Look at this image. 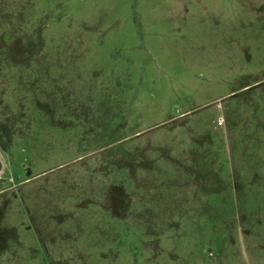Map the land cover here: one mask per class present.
<instances>
[{
	"label": "rangeland",
	"instance_id": "374dc122",
	"mask_svg": "<svg viewBox=\"0 0 264 264\" xmlns=\"http://www.w3.org/2000/svg\"><path fill=\"white\" fill-rule=\"evenodd\" d=\"M0 264H264V0H0Z\"/></svg>",
	"mask_w": 264,
	"mask_h": 264
}]
</instances>
